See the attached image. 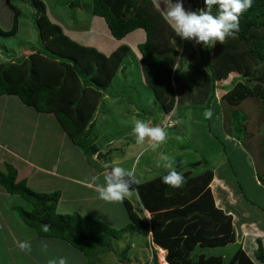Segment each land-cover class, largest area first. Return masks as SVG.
I'll return each instance as SVG.
<instances>
[{
  "label": "trees",
  "instance_id": "obj_1",
  "mask_svg": "<svg viewBox=\"0 0 264 264\" xmlns=\"http://www.w3.org/2000/svg\"><path fill=\"white\" fill-rule=\"evenodd\" d=\"M197 1L188 0L193 11L205 8L204 0H199V5ZM31 5L41 47L17 59L7 55L9 58L0 62V96L14 95L38 112L52 113L71 142L95 162L93 155H105L95 144L97 136L91 135L93 114L102 93L109 89L118 70L126 67V59L134 55L126 44L109 55L81 45L49 20L41 0H31ZM10 7L12 24L8 30L0 29L3 36H13L18 31L20 11ZM219 12V5L214 4L211 14ZM91 13L103 17L109 33L118 40L135 29H143L145 40L137 50L146 87L157 100L167 101L168 95L175 93L177 99L189 98L191 105L216 106L218 112H223L225 124L231 117L235 123L229 124L234 127L228 132L249 148L256 178L264 185V169L257 157L261 153L264 161V0H252L240 14L239 31L211 47L184 42L179 49L174 29L151 0H92ZM0 53L2 56L1 48ZM231 75L228 84H221ZM183 86L187 92H183ZM218 89L225 93L216 100ZM173 103L174 99H170L162 108L168 112ZM203 162V166L199 161L188 162L184 171L177 170L184 177L180 187L162 182L167 173L136 185L139 209L147 211L149 217L146 219L143 212L132 208L131 201L125 198L121 202L128 222L120 230L90 215L57 213L60 192L32 190L26 180H17V170L10 164L0 170V186L30 206L28 210L21 205L14 207L25 226L36 236L70 244L86 258L84 264H94L98 255L110 251L113 239L135 232L149 235L150 244L165 249L167 264H264L260 239H256L254 260L236 241L232 216L215 205L209 188L214 169L207 160ZM43 225H49L47 232L42 231ZM229 244H236V248L228 256L214 252ZM129 247L121 252L123 258ZM151 255L147 264H159L154 250Z\"/></svg>",
  "mask_w": 264,
  "mask_h": 264
},
{
  "label": "rangeland",
  "instance_id": "obj_2",
  "mask_svg": "<svg viewBox=\"0 0 264 264\" xmlns=\"http://www.w3.org/2000/svg\"><path fill=\"white\" fill-rule=\"evenodd\" d=\"M41 1L45 7H48L46 8L47 15L50 8L54 14L58 13L61 17L63 16L62 22L65 26L73 27L75 22L76 28L80 30L87 27L86 19L91 18L92 0H79L75 2L78 4L76 7L67 5L72 0ZM151 1L174 29L172 22L164 15V11L170 7V3L174 5L177 0ZM9 3L20 11L18 33L13 36L0 34L2 50L0 62L7 60L9 58L7 55L14 59L20 58L22 48L34 50L41 47L33 23L31 0H9ZM183 4L186 11H193L188 0H183ZM197 4L199 5V0ZM10 5L6 0H0V29L2 30L10 29L12 24L13 10ZM50 21L53 22L51 19ZM175 35L178 37L179 49L182 48L184 42L194 45L193 42L197 39H183L179 35ZM25 53L23 51L22 54ZM136 57L137 59L135 57L126 59L123 64L126 67L123 70H121L122 68L118 70L109 89L102 93V98L106 94L104 99L117 96L119 99L117 102L120 101L121 104L106 105L104 103L102 106H105V113L98 115L97 112L94 115L95 126L90 129L91 135L97 136L95 144L101 154L105 155L104 158H97L96 154L93 155L92 159L95 162L88 160L84 150L71 142L52 113L38 112L32 107L20 103L13 96L10 98L0 97V137H6L8 140L12 131H17L16 129L22 127L21 135L23 137L21 136V138L25 137L26 140L32 138L33 140L34 149L29 151H31L30 157L35 166L30 168L31 173L26 183L27 186L38 193H50L58 190L63 198L62 201L59 200L56 207V211L60 214L77 212L82 215H90L114 230H120L128 222L122 202L104 201L99 198L98 194V188L103 183V176L109 170L106 166L116 163L125 168H134L135 178L131 181L132 188L126 198L132 202V208L136 210L141 205L134 190L135 186L168 171L161 166L162 155L173 158L175 169H182V171L188 162L199 161V166H203V160H207L214 169V181L212 180L209 188L215 205L226 211V202L236 204V213L234 212L232 216L234 221L252 220L264 228V185L256 178L254 157L249 148L246 149L239 139L233 137L232 133H228L230 136L227 134L228 130L230 129L231 132V128L234 127V124H229L235 123V121H232L230 117L225 124L224 114L218 112L216 106L209 104L210 107L209 105L205 107L207 103L201 104V106L191 105L189 98H184V101L179 96L177 99L175 93L173 96L168 95L169 100L174 99V103L171 109L165 112L162 107L165 108L169 103L168 98L167 101L157 100L146 87L140 72V63L137 61L140 57L138 52ZM198 59L200 60V58ZM231 77L232 75L221 84H228ZM172 85L174 87V82ZM183 90V92H187L188 89L183 86ZM224 93V90L218 89L215 94L216 100H219ZM208 108L213 110L210 119H206L204 116V111ZM7 109L9 110L8 114ZM101 111L103 112V109ZM32 116L36 117V121L31 126L36 125L37 128L33 129L36 132H34V136L30 137L31 132L28 127L30 124L27 125L25 120L23 123L21 119L32 118ZM27 120L34 121L30 118ZM137 120L149 122L150 126L165 128L168 133L166 141L156 150L150 148L152 141L148 137H145L143 144H138L135 134L132 132ZM257 157L260 166L264 169L262 154L260 153ZM2 158L0 156V160ZM4 158L10 163L8 157ZM20 164L22 163H18L19 167ZM104 164L105 166H103ZM199 166L196 169H199ZM191 169L194 168L191 167ZM217 174L225 177L228 184L235 183L233 188L237 191V196L234 189H228L226 184H221L222 181L218 179ZM125 179L130 180L131 178L126 177ZM4 191L0 186V193H4ZM3 195L4 197L2 194L0 197V211L3 210V216H6L10 229L9 232H5V235L8 252L12 259V262L10 260L7 264H48V260L53 258L57 261L60 258H65L67 264L87 262L81 252L70 244L67 246L66 242L61 239L58 240L61 243L65 242V246L62 244L63 247L60 242H58L59 245L56 244V238H37L35 232L32 229L29 230L30 228H27L28 233H26L25 228L21 229L14 222L18 217L14 207L21 205L22 208L28 210L30 206L22 198H19L21 204L16 205L19 203V199L15 198L17 195H10L9 199L6 192ZM8 204H15V206L10 208ZM139 210L141 211V209ZM141 212L148 219L149 213L145 210ZM29 231H32L34 237L29 236ZM235 233L237 235L236 230ZM36 239L41 242H37ZM241 239H239L240 242L246 241V239ZM20 240L31 245L30 252L20 249L17 245ZM150 240L149 235L143 236L137 232L126 233L119 240L113 239L111 250L98 255V260L94 264H147L152 259V250L155 252L158 263L164 264L162 259H165L166 250L162 248L164 255H161L158 250L161 247L150 244ZM260 240L264 242V239L260 238ZM248 242L243 248L253 258L251 247L253 248L254 245L250 239ZM127 245L130 247L123 258L121 252ZM235 248L236 244H229L222 249L214 250V252H223L225 256H228L233 253Z\"/></svg>",
  "mask_w": 264,
  "mask_h": 264
},
{
  "label": "clouds",
  "instance_id": "obj_3",
  "mask_svg": "<svg viewBox=\"0 0 264 264\" xmlns=\"http://www.w3.org/2000/svg\"><path fill=\"white\" fill-rule=\"evenodd\" d=\"M204 3V9L186 11L183 0H177L174 5L170 3L164 15L172 22L175 33L181 38H197L196 43L211 47L217 42L222 43L227 37L234 36L239 31L240 14L251 6L252 0H204ZM214 4H218L220 8L219 14L215 16L211 14ZM212 115L211 108L204 111L206 119H210ZM132 132L138 144H143L145 137H148L152 141L150 144L152 150L160 147L168 136L165 128L150 126L149 122L143 120L135 122ZM161 160L163 162L161 166L168 170L162 177V182L173 187H180L184 183V177L175 169V160L168 155H162ZM106 167L109 170L104 174L103 183L98 188L99 198L108 202L123 201L130 194L135 170L116 163ZM126 177L131 179H125ZM48 230L49 225L42 226V231ZM19 247L22 251H31V245L27 242H21ZM48 264H67V261L65 258H60L59 261L53 258L48 260Z\"/></svg>",
  "mask_w": 264,
  "mask_h": 264
},
{
  "label": "crops",
  "instance_id": "obj_4",
  "mask_svg": "<svg viewBox=\"0 0 264 264\" xmlns=\"http://www.w3.org/2000/svg\"><path fill=\"white\" fill-rule=\"evenodd\" d=\"M77 1H79V0L69 1V3L67 5L68 6L73 5V6L76 7V6H78V4H75V2H77ZM46 8H48V7H46ZM48 16H49L48 18H50L53 21L52 23L58 24L61 27V29L64 32V34L67 35L70 39H72L73 41H75V42H77V43H79L81 45L97 48L98 51L100 50V52H103V54H105V55H109L110 53H112L119 45L126 44V45H128L131 48V51H132L135 59H137V57H136V54L138 52L137 51V45L139 43H142V41L144 42V40H145V35H144L145 32L141 28L133 30L132 32H130L129 34H127L125 37H123L120 40L114 38L111 35V33H109L110 31H109V29L107 27V24H106L104 18L100 17V16H97V15H93L92 13H91V18L86 19L87 27L86 28L84 27L82 30H80L79 28H76V23L75 22L73 23V27L65 26L63 24V22H62L63 16L61 17L58 13L54 14L50 8L48 10ZM82 24H83V22H82ZM17 33H18V31H17ZM193 43H196V41L193 42ZM194 45H196V44H194ZM22 49L26 53L32 52V50H28V49H25V48H22ZM36 49H38V48H36ZM23 51L21 52V54L23 53ZM134 52H135V54H134ZM137 61H139V60H137ZM104 95L106 96V94H104ZM12 96L16 100H19L14 95H1L0 97L10 98ZM105 96H103V98L100 100V102H99V104H98V106L96 108V111L93 114V118H92L93 124H94L93 127L95 126V121H94V117L95 116L94 115L97 112H98V115L100 113H105V106L104 107L102 106L104 103H106V105H112V104L120 105L121 104L120 101L117 102L119 100L117 98V96H115V97L112 96V97L104 99ZM102 109H103V112L101 111ZM6 112L8 114L9 110L7 109ZM7 114L4 113V115H7ZM7 117H9V116H7ZM29 118L30 119H34V121L27 120ZM54 118H55V116H54ZM27 119L26 118L25 119H21V121L24 123V120H25L27 122V125L30 124V126H28V127L30 128V132H31L30 137H32V136H34V132H36V130H33V129L34 128L36 129L37 126L36 125H32L31 126V124L33 122L35 124L36 117L32 116V118L28 117ZM16 130L17 131H12V134L10 135L8 140H7L6 137L5 138L0 137V156L3 157L0 160V167H2V169L5 170V165L6 164L12 165L17 170V180H21L22 181L24 179V180H26V183H27L28 182V178H29V174L31 173L30 172V168H33L35 166V163L33 162V160L30 157L31 151H29L30 149L32 150V148L34 149L33 144H32L33 140H32V138L27 139V140H26L25 137L21 138V136H22L21 135L22 127L18 128ZM14 132H16V133H14ZM228 133L229 132H227V134ZM17 136H18V138H17ZM20 139L22 141H19ZM4 157H8V159H10V163L7 162ZM18 163H22V164H20V167L18 166ZM103 166H105V164ZM2 169H0V170H2ZM217 176H218V179L220 181H222L221 184H226V188L234 189L233 188V185H235L234 182H232L231 184H228L227 181L225 180V177H223L220 174H217ZM234 191H235V195L237 196V191L235 189H234ZM5 192L6 191H4V193L3 192L0 193V197H1V194H2V197H4L3 194H5ZM10 195H12V194L7 193L6 196L8 197V199L10 198ZM12 196H15V195H12ZM15 198H17V200H18L20 197L17 196ZM20 199H19V203H16V205L17 204L18 205L21 204L20 203ZM59 200H61V201L63 200L61 195H60ZM226 204H227V209L225 208L226 211L231 216H233L234 212L236 211L235 210V205L236 204L227 203V202H226ZM8 205L10 206V208L15 206V204L14 205L8 204ZM56 205L58 206V204H56ZM57 213H58V211H57ZM16 219H17V221H16ZM16 219L14 220V222L17 225H19L21 229L25 228V230H27L26 233H28V229L27 228H29V227L25 226L21 222L19 217H17ZM234 220L235 219L232 217V224H233V227L235 228V230L237 232L236 241L238 243H241L242 247H244L245 243H249L248 239H250V241L253 242L254 246H253V248L251 247V252H252V256H253L252 259L254 260L255 257H254L253 252L256 249V245H255L256 239H260V238L264 239V228L260 227V225L258 223H256L255 221H252V220H246V219L242 220V219H240L239 222H238V220H236V221H234ZM235 222H238V223H235ZM7 223H8V221H6V216H3V210H2V211H0V264H7V263L10 262V260L12 262L10 254L8 252L7 241H6L7 239H6V235H5V232H9L10 231L9 226L7 225ZM239 223H240V225H239ZM235 224L237 225L239 230H238V228L236 227ZM29 230H31V229H29ZM10 233H12V232H10ZM32 234H33L32 231H29V236L31 238L34 237V235H32ZM36 237L37 238H43V237H39V236H36ZM241 237H242V239H241ZM46 239H42V240H46ZM53 239H55V238H53ZM239 239H241V240L246 239V241L240 242ZM36 240L39 243L41 242V241H39V239H36ZM59 240L58 239L55 240V242H57L56 244H58V242H60L61 246L63 247L65 242L61 243V241H59ZM21 242L22 241L20 240V242L17 245H19ZM262 243H263V247H264V242H262ZM65 244H67V243H65ZM67 246H68V244H67Z\"/></svg>",
  "mask_w": 264,
  "mask_h": 264
},
{
  "label": "bare ground",
  "instance_id": "obj_5",
  "mask_svg": "<svg viewBox=\"0 0 264 264\" xmlns=\"http://www.w3.org/2000/svg\"><path fill=\"white\" fill-rule=\"evenodd\" d=\"M193 44H196V43H193ZM160 252H161V255H164V250L161 248H159L158 249ZM163 257V256H162ZM162 262L164 263V264H167V262H166V260L165 259H162Z\"/></svg>",
  "mask_w": 264,
  "mask_h": 264
},
{
  "label": "built area",
  "instance_id": "obj_6",
  "mask_svg": "<svg viewBox=\"0 0 264 264\" xmlns=\"http://www.w3.org/2000/svg\"><path fill=\"white\" fill-rule=\"evenodd\" d=\"M2 56H1V53H0V58H1Z\"/></svg>",
  "mask_w": 264,
  "mask_h": 264
}]
</instances>
